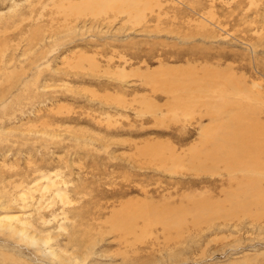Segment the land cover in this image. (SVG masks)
Returning a JSON list of instances; mask_svg holds the SVG:
<instances>
[{
  "label": "rangeland",
  "instance_id": "374dc122",
  "mask_svg": "<svg viewBox=\"0 0 264 264\" xmlns=\"http://www.w3.org/2000/svg\"><path fill=\"white\" fill-rule=\"evenodd\" d=\"M0 218V264H264V0H0Z\"/></svg>",
  "mask_w": 264,
  "mask_h": 264
},
{
  "label": "bare ground",
  "instance_id": "6f19581e",
  "mask_svg": "<svg viewBox=\"0 0 264 264\" xmlns=\"http://www.w3.org/2000/svg\"><path fill=\"white\" fill-rule=\"evenodd\" d=\"M258 131L260 132V130H258ZM260 133H261V132H260ZM246 136H247V135H245V138H246ZM257 141H258V140H257ZM235 151H236V150H234L232 153H235ZM237 165H238V164H237ZM250 181H251V180H250ZM0 219H1V218H0ZM13 219H14V218H13ZM0 221H1V220H0ZM1 222H2V221H1ZM8 226H11V225H8ZM19 231L22 232V231H21V228H20ZM24 235H25V234H24ZM28 237H29V236H28ZM36 242H37V241H36Z\"/></svg>",
  "mask_w": 264,
  "mask_h": 264
}]
</instances>
